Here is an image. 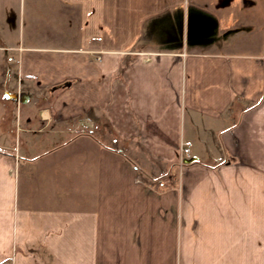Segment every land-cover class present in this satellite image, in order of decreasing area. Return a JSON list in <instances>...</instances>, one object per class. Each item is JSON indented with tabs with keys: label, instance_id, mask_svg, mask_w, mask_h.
<instances>
[{
	"label": "crops",
	"instance_id": "obj_1",
	"mask_svg": "<svg viewBox=\"0 0 264 264\" xmlns=\"http://www.w3.org/2000/svg\"><path fill=\"white\" fill-rule=\"evenodd\" d=\"M0 261L264 264V0H0Z\"/></svg>",
	"mask_w": 264,
	"mask_h": 264
},
{
	"label": "water",
	"instance_id": "obj_2",
	"mask_svg": "<svg viewBox=\"0 0 264 264\" xmlns=\"http://www.w3.org/2000/svg\"><path fill=\"white\" fill-rule=\"evenodd\" d=\"M18 96H19L18 93L11 92V91H6L4 93V97L7 99L17 100ZM192 160H195V157L189 158V159H183V162H191Z\"/></svg>",
	"mask_w": 264,
	"mask_h": 264
},
{
	"label": "built area",
	"instance_id": "obj_3",
	"mask_svg": "<svg viewBox=\"0 0 264 264\" xmlns=\"http://www.w3.org/2000/svg\"><path fill=\"white\" fill-rule=\"evenodd\" d=\"M7 50V49H5ZM179 155H180V158L182 160L183 156H189V154L187 153H184V148L183 147H180V151H179ZM0 264H12L11 262L9 261H0Z\"/></svg>",
	"mask_w": 264,
	"mask_h": 264
},
{
	"label": "rangeland",
	"instance_id": "obj_4",
	"mask_svg": "<svg viewBox=\"0 0 264 264\" xmlns=\"http://www.w3.org/2000/svg\"><path fill=\"white\" fill-rule=\"evenodd\" d=\"M177 161L182 162L179 154L177 155Z\"/></svg>",
	"mask_w": 264,
	"mask_h": 264
}]
</instances>
